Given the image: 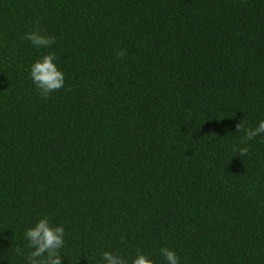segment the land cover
<instances>
[{"label":"trees","instance_id":"1","mask_svg":"<svg viewBox=\"0 0 264 264\" xmlns=\"http://www.w3.org/2000/svg\"><path fill=\"white\" fill-rule=\"evenodd\" d=\"M37 22L50 47L24 39ZM242 119H264V0H0V264H27L44 216L62 264H264V135L237 154Z\"/></svg>","mask_w":264,"mask_h":264},{"label":"clouds","instance_id":"2","mask_svg":"<svg viewBox=\"0 0 264 264\" xmlns=\"http://www.w3.org/2000/svg\"><path fill=\"white\" fill-rule=\"evenodd\" d=\"M24 39L30 41L36 48L50 47L55 43V37L49 36L44 29L39 27L37 22L25 34ZM123 56L124 53H118ZM54 53L43 55L37 59L30 68V78L36 86L39 94L48 99L50 95L64 87L65 77L57 64ZM247 120L239 121L235 128L236 132L244 135L240 138V143L245 145L240 147L237 154L244 157L248 154L249 148L246 146L249 141L257 136L264 135V119H261L255 128L246 127ZM24 239L28 242L27 247L30 251L27 254V264H62L61 250L64 248L65 229L62 225H53L50 223L48 216L39 218L38 222L29 227L24 232ZM124 241V237H121ZM16 253L23 255V250L19 247L15 249ZM160 255L164 257L166 264H179V257L174 249L162 247ZM102 264H128V260L121 256L118 252L111 250L102 253ZM131 264H154V261L141 250H137L135 257L132 258Z\"/></svg>","mask_w":264,"mask_h":264}]
</instances>
